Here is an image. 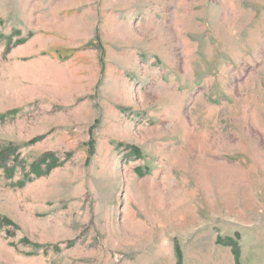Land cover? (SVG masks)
Returning <instances> with one entry per match:
<instances>
[{"label":"rangeland","instance_id":"1","mask_svg":"<svg viewBox=\"0 0 264 264\" xmlns=\"http://www.w3.org/2000/svg\"><path fill=\"white\" fill-rule=\"evenodd\" d=\"M0 149V264H264V0H0Z\"/></svg>","mask_w":264,"mask_h":264},{"label":"trees","instance_id":"2","mask_svg":"<svg viewBox=\"0 0 264 264\" xmlns=\"http://www.w3.org/2000/svg\"><path fill=\"white\" fill-rule=\"evenodd\" d=\"M13 154H14V152L11 150L0 149V170L4 171L6 174H9V175H12L13 172L16 170V167H17L16 164H18V159H19L18 158L19 157L18 152L15 153L14 155ZM10 161H12V162H10ZM9 163H13V164L10 165ZM8 165H10V166H8ZM49 165L50 164H47V167H49V168H48V170H46L47 171L46 173H48L52 169L53 164L51 166H49ZM38 168L39 167L37 165H33V169L35 171H37ZM36 173H37V175H43V174H41L42 172H36ZM24 182L25 181L21 182V184H19V185H24ZM0 219H3L2 221L5 223L6 222L12 223V221L7 217H2ZM22 242L24 244H31V241L27 238H23ZM178 264H180V263H178Z\"/></svg>","mask_w":264,"mask_h":264}]
</instances>
